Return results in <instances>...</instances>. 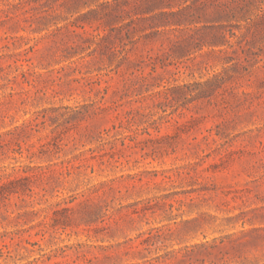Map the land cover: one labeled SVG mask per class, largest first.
<instances>
[{
	"label": "rangeland",
	"instance_id": "obj_1",
	"mask_svg": "<svg viewBox=\"0 0 264 264\" xmlns=\"http://www.w3.org/2000/svg\"><path fill=\"white\" fill-rule=\"evenodd\" d=\"M261 252L264 0H0V264Z\"/></svg>",
	"mask_w": 264,
	"mask_h": 264
},
{
	"label": "trees",
	"instance_id": "obj_2",
	"mask_svg": "<svg viewBox=\"0 0 264 264\" xmlns=\"http://www.w3.org/2000/svg\"><path fill=\"white\" fill-rule=\"evenodd\" d=\"M163 18H164V15L163 14H156V15H152L150 18H149V21H151L152 23H155V22H157V21H161V20H163ZM255 233V232H254ZM258 238H262V237H258ZM257 238V239H258ZM256 238H255V240H257ZM254 241V240H253ZM197 249H203V250H207V249H209V247L207 246V245H201V246H199V248L198 247H194V248H192L191 250H185V257H189V256H191V254L193 253V252H195ZM261 258H263L264 259V252H261ZM257 259V258H256ZM204 262V261H203ZM202 262V263H203Z\"/></svg>",
	"mask_w": 264,
	"mask_h": 264
}]
</instances>
